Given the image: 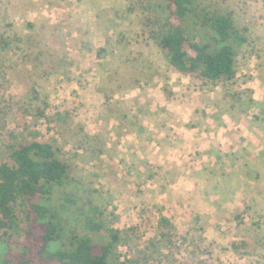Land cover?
Segmentation results:
<instances>
[{"label": "rangeland", "instance_id": "374dc122", "mask_svg": "<svg viewBox=\"0 0 264 264\" xmlns=\"http://www.w3.org/2000/svg\"><path fill=\"white\" fill-rule=\"evenodd\" d=\"M151 1L0 0V163L56 142L68 175L48 204L64 239L93 219L131 238L122 262L201 246L208 264H264V0H193L192 38L214 43L195 20L220 15L247 38L215 84L171 68Z\"/></svg>", "mask_w": 264, "mask_h": 264}, {"label": "trees", "instance_id": "16d2710c", "mask_svg": "<svg viewBox=\"0 0 264 264\" xmlns=\"http://www.w3.org/2000/svg\"><path fill=\"white\" fill-rule=\"evenodd\" d=\"M154 1L147 4L152 38L166 52L172 69L213 84L235 78V47L246 44L247 38L234 29L230 16L195 20L214 42L201 43L191 35L193 0ZM60 152L54 141L18 143L9 147L8 161L0 163V244L7 249L3 264H138V259L128 257L120 261L121 247L130 253L137 248L131 238L93 219L88 221L91 236L73 231L64 239L59 214L48 204L55 185L63 184L68 175ZM170 225L168 218H160L157 231L162 238L167 235L161 229ZM55 242L62 247L52 251ZM206 250L200 246L186 251L173 264H208L215 255ZM140 261L147 264L145 257Z\"/></svg>", "mask_w": 264, "mask_h": 264}]
</instances>
